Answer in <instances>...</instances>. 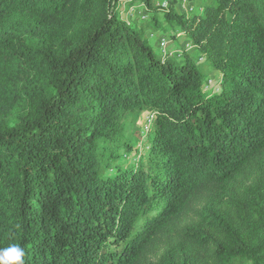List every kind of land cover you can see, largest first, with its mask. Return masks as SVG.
<instances>
[{
	"label": "trees",
	"instance_id": "obj_1",
	"mask_svg": "<svg viewBox=\"0 0 264 264\" xmlns=\"http://www.w3.org/2000/svg\"><path fill=\"white\" fill-rule=\"evenodd\" d=\"M169 2L0 0V248L24 264H264V0Z\"/></svg>",
	"mask_w": 264,
	"mask_h": 264
},
{
	"label": "rangeland",
	"instance_id": "obj_2",
	"mask_svg": "<svg viewBox=\"0 0 264 264\" xmlns=\"http://www.w3.org/2000/svg\"><path fill=\"white\" fill-rule=\"evenodd\" d=\"M169 1H171V0H153L155 7H157L158 5L163 4V3H166V7H167V2L170 3ZM174 1H175V3H174L175 9L177 11H180V10L183 11V6L181 4L179 6V0H174ZM196 5H199L200 6V3H198V2H191L188 5H186V8L188 9V8L192 7L194 11H197V6ZM122 9H123V7H122ZM140 10L136 8L133 12L129 11L127 14H124L123 19H125V17H127L129 15H130V17H133V18L134 17H143V16H146V15L149 18L151 17L150 14L144 15V13H142V11H140ZM133 20H135V19H133ZM133 22H135V21H133ZM148 22L149 21H146L144 23H141V24H143V26L147 30L146 31L147 32L146 33V36L149 34V32H152L153 31V26L151 25V23H148ZM137 24H139V23H137ZM175 33H176L175 34L176 36H177V34H179L178 31H175ZM168 34H170L169 30H168ZM184 42H185V40L183 38H181V37H179L178 39L172 40V41H170V39H169V43H168L167 47L163 51H160V50L157 49L158 43H159L158 39L151 38L150 39V42H149V45L151 46V48H154V50H156L157 52H160L161 54H167V53L168 54H175L179 50V48H180L179 45H183ZM198 63L201 64V61L199 60ZM207 77L209 79H211L212 81H217L218 75L216 73H213L211 75H207ZM139 122H140V125L142 123L146 124L147 123V120H146V118H142V120L140 119ZM144 142H145V139H144V136H142V139L139 142V144H140L139 145V151H142V152L145 151V152H147L146 151V148H145V144H143Z\"/></svg>",
	"mask_w": 264,
	"mask_h": 264
},
{
	"label": "clouds",
	"instance_id": "obj_3",
	"mask_svg": "<svg viewBox=\"0 0 264 264\" xmlns=\"http://www.w3.org/2000/svg\"><path fill=\"white\" fill-rule=\"evenodd\" d=\"M25 250L19 244L0 248V264H24Z\"/></svg>",
	"mask_w": 264,
	"mask_h": 264
},
{
	"label": "built area",
	"instance_id": "obj_4",
	"mask_svg": "<svg viewBox=\"0 0 264 264\" xmlns=\"http://www.w3.org/2000/svg\"><path fill=\"white\" fill-rule=\"evenodd\" d=\"M180 4L183 6V8H185V0H182L181 2H180ZM160 8H162V9H165L166 8V3H163V4H160V5H158ZM188 12H190V11H192V9L191 8H188V9H186ZM142 19H144V17H142ZM148 37H149V39H151V38H153V35H152V33H149L148 34ZM168 40L166 39V38H161L160 40H159V43H158V48H159V50L160 51H163L166 47H167V45H168ZM186 47H189V45H187ZM201 61V60H200ZM202 62V61H201Z\"/></svg>",
	"mask_w": 264,
	"mask_h": 264
}]
</instances>
